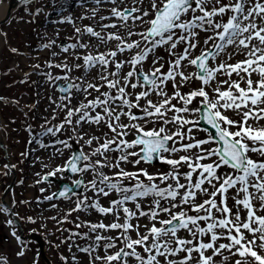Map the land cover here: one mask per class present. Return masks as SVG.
I'll list each match as a JSON object with an SVG mask.
<instances>
[{
    "label": "snow or ice",
    "instance_id": "snow-or-ice-1",
    "mask_svg": "<svg viewBox=\"0 0 264 264\" xmlns=\"http://www.w3.org/2000/svg\"><path fill=\"white\" fill-rule=\"evenodd\" d=\"M72 4H90L91 15L76 19L94 23L46 16V23L72 25V42L40 45L50 59L25 74L44 77L57 94L48 98L54 107L43 131L28 143L53 149V159L72 148L70 141L80 148L37 183L68 170L86 174L87 181H73L83 192L66 215L110 218L76 223L88 231L67 239L91 241L76 246L88 264H264V0ZM105 4L111 5L107 16ZM69 6L64 0L60 8ZM43 12L37 7L27 22ZM25 130L31 135L30 125ZM41 137L55 139L49 144ZM154 161L167 170L142 166ZM3 167L7 175L15 165ZM72 191L45 199H70ZM101 197L109 198L107 206ZM6 224L14 227L12 219ZM11 235L24 243L15 230ZM16 256L24 258L26 250ZM0 264L8 258L0 256Z\"/></svg>",
    "mask_w": 264,
    "mask_h": 264
},
{
    "label": "rangeland",
    "instance_id": "rangeland-1",
    "mask_svg": "<svg viewBox=\"0 0 264 264\" xmlns=\"http://www.w3.org/2000/svg\"><path fill=\"white\" fill-rule=\"evenodd\" d=\"M62 3L64 0L33 1L28 5L19 7L4 25H0L2 35L0 98H3V101H0V133L3 143L0 144V196H4L6 199V206L3 208L8 209L7 212L0 213V256L7 257L8 264H34V262L35 264H46L40 253L38 243L29 238L30 236L38 237L50 264H65V261L61 260L62 256L68 258L67 264H88L89 257L79 252L76 246L87 247L91 241H84L75 237L71 240L67 238L72 232L84 233L88 231L87 227L76 228V223L86 220L97 222L100 219H104V222L108 223L110 220V218H102L94 212H73L70 216L66 215L75 207L83 189L78 194H70V199L54 198L51 201L45 199L48 195L58 191L57 181L73 186L74 180L83 179L87 181L91 178L90 176L76 174L70 178L65 171L57 173L55 177H50L52 180L49 182L37 183L57 166L63 167L65 161L71 157L74 148L80 149L77 144L70 141L72 148L65 149L64 155H56L53 159V149H40L35 143H28L29 139L43 131L41 125L44 124L46 117L52 115H49L47 108L43 106L44 100L49 97L56 99L57 94L54 93L53 88L48 86L44 77L34 74L26 77L25 74L35 71L32 67L34 64L43 65L46 60L50 59V52L41 50L40 45L52 40H56L57 44L71 43L72 41H69L68 37L73 35L72 25L46 23L45 17L47 16L48 20H56L71 15L76 20L77 26L94 23L87 19H76L81 15H91L90 4H85V7L81 8L78 5H73L72 0H68L70 6L66 10H61L60 5ZM41 6L44 8V12L35 18L34 23L27 22L33 19L30 12ZM110 8V4L103 5L101 14L109 15L108 10ZM77 21L80 23L78 24ZM57 30H59L58 37L56 35ZM12 49H17V51L13 52ZM55 50L58 51L59 49ZM160 54L167 57V53H164L163 50H160ZM44 70L47 71V69ZM188 70L195 71V69ZM25 79H27V83H21ZM199 86V82L192 85L193 88ZM39 87L45 91V95ZM169 89H171L170 85ZM189 90L188 87L182 89L183 92ZM58 120L59 117L57 120H53L52 124H56ZM29 125L32 129L31 135L25 130ZM85 130L87 131V128ZM96 135H100V132L96 131ZM194 135L200 137L206 133L195 132ZM41 139L51 144L55 138L41 137ZM33 150L36 154H34L35 157H29ZM83 151L87 153L90 149L85 146ZM25 152L28 153L27 157L21 155ZM5 164L15 165V168L11 169L7 175L3 174ZM142 166L152 173L158 170H167V166L159 163ZM125 167L129 171L136 170L131 165H125ZM87 195L92 196L93 194L88 192ZM108 199L101 197L100 202L107 206ZM229 203L231 204V201ZM52 205H56V207H52ZM53 217L55 219H52ZM29 218L35 223H30ZM65 218V223H58ZM8 219L14 221V227L6 224ZM141 223H146V221L142 220ZM13 230L17 232V235L24 242L23 244H18L11 235ZM61 241L65 242L62 243ZM70 245L72 246L71 251H69ZM21 247L26 250V256L17 258L16 252ZM73 254L77 257L76 262L71 259Z\"/></svg>",
    "mask_w": 264,
    "mask_h": 264
},
{
    "label": "water",
    "instance_id": "water-1",
    "mask_svg": "<svg viewBox=\"0 0 264 264\" xmlns=\"http://www.w3.org/2000/svg\"><path fill=\"white\" fill-rule=\"evenodd\" d=\"M22 3H20V0H12L11 1V5H10V8H9V10H8V14H7V16H6V18H3V20L0 22V24H4L7 20H8V18L10 17V14H11V11H12V7H13V5L14 6H19V5H21ZM201 128H206L207 126L206 125H204L203 123H201L200 125H199ZM75 149V151L73 152V154H77L79 151H80V149H77V148H74ZM158 162H153L152 164L153 165H156ZM66 174L70 177V178H73L74 177V175H76V174H73L70 170H68V171H66ZM52 179L50 178V177H48V179L46 180V182L48 181H51ZM57 184L59 185V189H58V191H56V193H58L59 191H63L65 188H70V189H72L73 191L72 192H69V195L70 194H73V192L75 193V194H77V193H80L81 192V190H82V188H75V186L73 185V186H70L68 183H65V182H62V181H57ZM56 199H60V198H56ZM38 241V240H37ZM39 247H40V252H41V254H42V257L44 258V260L49 264V261H48V259H47V256H45V254H44V251H43V247H42V244H41V242H39Z\"/></svg>",
    "mask_w": 264,
    "mask_h": 264
},
{
    "label": "bare ground",
    "instance_id": "bare-ground-1",
    "mask_svg": "<svg viewBox=\"0 0 264 264\" xmlns=\"http://www.w3.org/2000/svg\"><path fill=\"white\" fill-rule=\"evenodd\" d=\"M11 1L12 0H1L0 1V21H2L3 20V18H5L6 16H7V14H8V10H9V8H10V5H11ZM18 9V6L16 5V6H14L13 5V7H12V13H14V11H16ZM78 22V21H77ZM80 22H78V24H79ZM2 46V35H1V33H0V47ZM40 88V87H39ZM40 90H41V92L45 95V91L42 89V88H40ZM46 97V96H45ZM44 97V98H45ZM43 106L45 107V108H47V110H48V114L49 115H51L52 114V109H53V105H52V103H51V101L48 99V98H46V100H44V102H43ZM2 139H1V133H0V144H3L2 142ZM35 151L33 150L30 154H29V157L30 156H33V157H35ZM29 161H30V159H29ZM28 162V161H27ZM6 204V199H4V196H0V208H3L4 206H6L5 205Z\"/></svg>",
    "mask_w": 264,
    "mask_h": 264
}]
</instances>
